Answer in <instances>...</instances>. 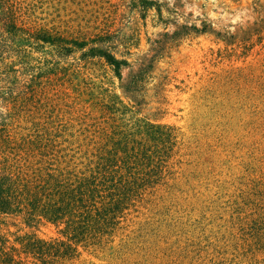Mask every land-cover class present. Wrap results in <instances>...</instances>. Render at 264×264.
Segmentation results:
<instances>
[{"label": "rangeland", "instance_id": "374dc122", "mask_svg": "<svg viewBox=\"0 0 264 264\" xmlns=\"http://www.w3.org/2000/svg\"><path fill=\"white\" fill-rule=\"evenodd\" d=\"M116 152L112 223L28 211ZM4 177L0 264H264V0H0Z\"/></svg>", "mask_w": 264, "mask_h": 264}, {"label": "trees", "instance_id": "16d2710c", "mask_svg": "<svg viewBox=\"0 0 264 264\" xmlns=\"http://www.w3.org/2000/svg\"><path fill=\"white\" fill-rule=\"evenodd\" d=\"M99 56L104 58L106 62L114 68L116 73L119 72L120 67L127 64L124 60H117L111 54L103 51L96 50ZM95 51V52H96ZM103 158L99 157L96 161V165L92 167V170L85 175L83 178H78L74 182H68L62 179L60 176L58 178V172L54 173L51 170L45 171L41 167L37 168L35 172L41 175V173L46 175V179L41 181V178L36 177L33 181L35 185L40 182L42 185L41 191L48 193L45 196L48 202L42 203L40 199L36 196L31 199L28 198L27 194L32 192V184H28V179L25 181L26 184L20 186V195L27 197L29 204L28 211H35L37 209L38 213H43L46 217L54 219L57 223L65 225L71 232L75 234L80 230L81 227L85 226L83 231L86 233V225L90 227L93 222L94 217H97L100 221L101 216L104 215L103 222L108 225L112 223V214L108 208L106 200L109 201V205L113 208L116 207L121 202V198L113 194L115 189L121 183L125 181L130 182L131 177V156L128 152H123ZM53 171V170H52ZM56 174V175H55ZM59 175V174H58ZM7 182L6 178H0ZM4 182H0V205L2 209H7L11 206V198L14 194L12 191L9 194L10 187L3 188ZM8 192L7 196H4ZM33 193V192H32ZM31 193V194H32ZM24 196L22 198H25ZM21 196L17 195L16 199L22 200ZM9 199V200H7ZM48 207V208H45ZM113 208L111 210H113ZM116 214V213H114ZM31 216V214H27Z\"/></svg>", "mask_w": 264, "mask_h": 264}]
</instances>
